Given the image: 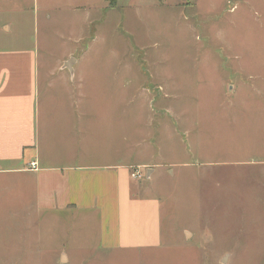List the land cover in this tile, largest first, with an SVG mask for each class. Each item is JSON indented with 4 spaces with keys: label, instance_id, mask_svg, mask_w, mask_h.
Wrapping results in <instances>:
<instances>
[{
    "label": "rangeland",
    "instance_id": "rangeland-1",
    "mask_svg": "<svg viewBox=\"0 0 264 264\" xmlns=\"http://www.w3.org/2000/svg\"><path fill=\"white\" fill-rule=\"evenodd\" d=\"M19 47L130 72V187L156 207L117 249L114 214L102 237L104 215L39 212L31 178L0 176V264H264V0H0Z\"/></svg>",
    "mask_w": 264,
    "mask_h": 264
},
{
    "label": "crops",
    "instance_id": "crops-1",
    "mask_svg": "<svg viewBox=\"0 0 264 264\" xmlns=\"http://www.w3.org/2000/svg\"><path fill=\"white\" fill-rule=\"evenodd\" d=\"M66 64H38L30 47L0 49V176L31 178L34 208L39 212L104 215L102 237L109 215L114 214V248L146 246L140 226L129 225L125 231L122 227L124 220L134 216L137 224L144 211L156 207L155 202L136 198L130 187V72L124 68L118 73L122 69L118 65L112 76H105L100 69H85L94 65L73 60L67 69ZM152 144L142 147L153 148ZM32 162L36 171L28 169ZM142 165L146 179L161 166Z\"/></svg>",
    "mask_w": 264,
    "mask_h": 264
},
{
    "label": "built area",
    "instance_id": "built-area-1",
    "mask_svg": "<svg viewBox=\"0 0 264 264\" xmlns=\"http://www.w3.org/2000/svg\"><path fill=\"white\" fill-rule=\"evenodd\" d=\"M28 169L30 170V171H36L37 170V165H36V163H34V162H32V163H29V165H28ZM133 178H135V179H140L141 178V176H140V174L137 172V174L135 175V174H132L131 175Z\"/></svg>",
    "mask_w": 264,
    "mask_h": 264
},
{
    "label": "water",
    "instance_id": "water-1",
    "mask_svg": "<svg viewBox=\"0 0 264 264\" xmlns=\"http://www.w3.org/2000/svg\"><path fill=\"white\" fill-rule=\"evenodd\" d=\"M73 62V60H71L70 62H68L67 64H66V68L67 69H70V64ZM223 262H224V260H223Z\"/></svg>",
    "mask_w": 264,
    "mask_h": 264
}]
</instances>
